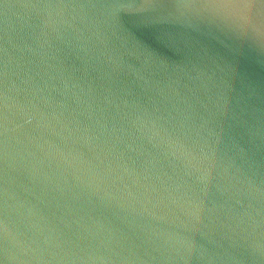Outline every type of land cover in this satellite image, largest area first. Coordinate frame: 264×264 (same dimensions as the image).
Here are the masks:
<instances>
[{
	"label": "water",
	"instance_id": "water-1",
	"mask_svg": "<svg viewBox=\"0 0 264 264\" xmlns=\"http://www.w3.org/2000/svg\"><path fill=\"white\" fill-rule=\"evenodd\" d=\"M213 2L0 0V264H264V4Z\"/></svg>",
	"mask_w": 264,
	"mask_h": 264
},
{
	"label": "snow or ice",
	"instance_id": "snow-or-ice-1",
	"mask_svg": "<svg viewBox=\"0 0 264 264\" xmlns=\"http://www.w3.org/2000/svg\"><path fill=\"white\" fill-rule=\"evenodd\" d=\"M250 3V0H214L213 3H208V4H202L200 6H212L213 8H218V9H224V8H230V7H246ZM261 3L264 4V0H261ZM197 5H188V4H180L177 5V7H193ZM262 33H264V25L261 27ZM3 125H4V132L3 136L5 137L6 130H7V98L3 94ZM5 141L3 140L2 145L4 147Z\"/></svg>",
	"mask_w": 264,
	"mask_h": 264
},
{
	"label": "clouds",
	"instance_id": "clouds-1",
	"mask_svg": "<svg viewBox=\"0 0 264 264\" xmlns=\"http://www.w3.org/2000/svg\"><path fill=\"white\" fill-rule=\"evenodd\" d=\"M244 8L245 7H234L233 17L236 18L237 20H240L243 17V15L239 10Z\"/></svg>",
	"mask_w": 264,
	"mask_h": 264
}]
</instances>
